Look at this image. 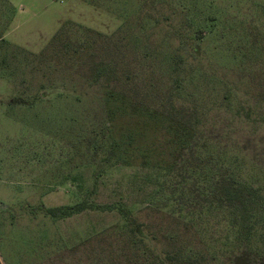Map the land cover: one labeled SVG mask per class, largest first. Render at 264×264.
Segmentation results:
<instances>
[{"label": "rangeland", "instance_id": "374dc122", "mask_svg": "<svg viewBox=\"0 0 264 264\" xmlns=\"http://www.w3.org/2000/svg\"><path fill=\"white\" fill-rule=\"evenodd\" d=\"M182 124L264 189V0H0V264H264V206L165 184ZM93 125L126 164L100 165Z\"/></svg>", "mask_w": 264, "mask_h": 264}, {"label": "trees", "instance_id": "16d2710c", "mask_svg": "<svg viewBox=\"0 0 264 264\" xmlns=\"http://www.w3.org/2000/svg\"><path fill=\"white\" fill-rule=\"evenodd\" d=\"M108 132L109 131L105 128L99 129L98 125L95 127L93 125L91 131H89L92 144L91 149L96 155H99V157L102 155L99 163L101 166H104L105 169L124 165L127 162L125 157L126 148L121 150V145L117 141L112 140L113 135L108 134ZM174 136L175 138L169 141L171 144H169L167 150L174 151L175 154L178 151L185 150V155L182 156L181 160H179L177 155L176 157L174 155L169 158L167 163H159L158 167L167 171L164 174L166 176L165 184H171L175 196L178 195L179 191L184 194L190 192V190H188V192L185 189L183 190V185L187 184L190 178H193L191 182H193V184L197 182L200 193L205 195L211 204H219V208H226L227 211L230 210L231 215H241V213H239L240 210H247V207H250L251 203H257V205H261V207L264 206V196H258L261 191H264L260 186V181L253 177H251L249 181H239L236 177V171H245L247 168L245 156H230L228 154L229 151L221 147V142L219 140L209 144L208 138H203L201 143L196 141V144H194L196 129L188 125H180ZM176 138H178V141H176ZM214 147L216 151H213L212 148ZM192 150H196L198 157L190 156L189 152ZM199 150L202 153H200ZM91 161V163H95L93 159H91ZM260 168L261 165L258 162H254L249 169L256 171ZM103 171L104 169L96 172L97 175L95 174V176L98 177ZM224 171H227V173ZM180 177L181 179L185 178L183 181H180ZM191 196L195 197L193 193L189 195V197ZM203 207L207 206L203 205ZM241 207H244V209ZM71 210H73L72 207ZM252 212L254 218L252 219L253 222L251 221L248 227L249 236L247 240L251 248L261 249L264 248V246L255 247V243L253 244L252 242L253 240L258 241V239L264 241V210L263 212H254V209H251L250 211H246L245 215L250 217L252 216ZM129 216L126 218L129 221V225L133 226L135 219ZM260 233L263 234L262 237L259 236ZM172 256L178 258L180 252L172 253L169 259L173 260Z\"/></svg>", "mask_w": 264, "mask_h": 264}]
</instances>
